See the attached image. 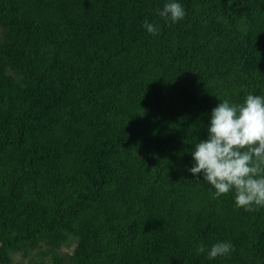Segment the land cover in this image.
Wrapping results in <instances>:
<instances>
[{
	"label": "trees",
	"instance_id": "obj_1",
	"mask_svg": "<svg viewBox=\"0 0 264 264\" xmlns=\"http://www.w3.org/2000/svg\"><path fill=\"white\" fill-rule=\"evenodd\" d=\"M0 24V264L71 238L52 264H264V207L189 171L220 101L264 96V0H0Z\"/></svg>",
	"mask_w": 264,
	"mask_h": 264
},
{
	"label": "clouds",
	"instance_id": "obj_2",
	"mask_svg": "<svg viewBox=\"0 0 264 264\" xmlns=\"http://www.w3.org/2000/svg\"><path fill=\"white\" fill-rule=\"evenodd\" d=\"M158 15L177 23L186 13L176 2L167 3ZM147 32L157 35L159 29L147 20ZM193 167L190 173L203 176L219 199L235 191V204L245 211L264 207V96L249 94L242 104L225 99L212 110L208 137L195 144L192 150ZM228 242L214 244L208 258L228 256L233 251ZM206 251L201 244L197 254Z\"/></svg>",
	"mask_w": 264,
	"mask_h": 264
},
{
	"label": "rangeland",
	"instance_id": "obj_3",
	"mask_svg": "<svg viewBox=\"0 0 264 264\" xmlns=\"http://www.w3.org/2000/svg\"><path fill=\"white\" fill-rule=\"evenodd\" d=\"M5 34L6 31L0 24V38H3ZM74 244L75 239L71 238L65 245L60 247L40 244L39 246L32 249L27 248L13 255L12 264H31L33 262L52 264L56 258L66 260L70 255Z\"/></svg>",
	"mask_w": 264,
	"mask_h": 264
}]
</instances>
